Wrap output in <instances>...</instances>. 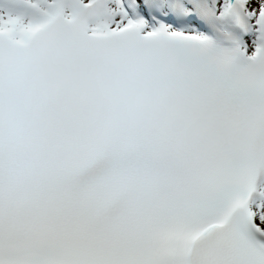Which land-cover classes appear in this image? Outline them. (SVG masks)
I'll return each instance as SVG.
<instances>
[{"label": "snow or ice", "instance_id": "1", "mask_svg": "<svg viewBox=\"0 0 264 264\" xmlns=\"http://www.w3.org/2000/svg\"><path fill=\"white\" fill-rule=\"evenodd\" d=\"M0 264H264V0H0Z\"/></svg>", "mask_w": 264, "mask_h": 264}]
</instances>
